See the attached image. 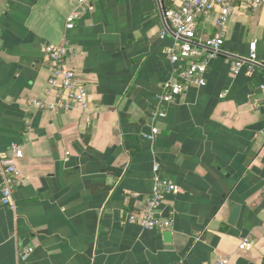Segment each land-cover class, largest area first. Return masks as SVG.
<instances>
[{"label":"crops","instance_id":"1","mask_svg":"<svg viewBox=\"0 0 264 264\" xmlns=\"http://www.w3.org/2000/svg\"><path fill=\"white\" fill-rule=\"evenodd\" d=\"M90 4L68 30L72 0H0V153L23 149L16 207L0 204V264H264L262 72L235 74L219 56L205 86L161 104L177 69L162 8L178 1ZM217 16L200 19L198 34H215ZM66 41L88 106L38 109L31 100L49 97L52 73L45 46ZM253 41L264 58V6L236 0L225 49L247 53ZM157 162L179 186L162 204L171 241L129 221L153 191Z\"/></svg>","mask_w":264,"mask_h":264},{"label":"built area","instance_id":"2","mask_svg":"<svg viewBox=\"0 0 264 264\" xmlns=\"http://www.w3.org/2000/svg\"><path fill=\"white\" fill-rule=\"evenodd\" d=\"M76 10L67 17L66 28L74 29L80 12L91 9L90 0H72ZM174 8L163 7L162 16L165 28L162 34H171L174 45L169 48L170 60L177 65L175 76L164 85L159 96L161 104H169L178 100L190 86H205L206 74L211 59L227 56L232 59V71L236 74L243 68L249 75L260 71L264 76V58L259 56L257 42L249 44L247 53L229 52L225 49V26L234 10L236 0H177ZM264 6V0H252V6ZM218 9L216 20L217 32L213 35L198 34V22ZM45 50L52 64L46 99L31 100L38 109H49L53 112L68 111L77 106L86 109L88 106V88L80 84L75 70L69 66L68 58L76 48L70 41L62 45H46ZM264 89V82L261 85ZM51 98V99H50ZM160 111L158 116H164ZM159 130L153 127L150 134L144 136L154 140ZM9 153H0V204L15 209L14 190L23 180L18 167V159L23 157V149L18 144H11ZM160 163L154 165L155 177L151 195L146 199L144 208L129 216V221L144 229H168L172 220L163 216L162 204L167 194L178 191L179 186L170 178L160 174ZM251 241L245 238L240 248L248 249ZM25 257V255H23ZM220 264H229L221 259Z\"/></svg>","mask_w":264,"mask_h":264},{"label":"water","instance_id":"3","mask_svg":"<svg viewBox=\"0 0 264 264\" xmlns=\"http://www.w3.org/2000/svg\"><path fill=\"white\" fill-rule=\"evenodd\" d=\"M164 238L166 241H171L172 239V232L170 230H165L163 232Z\"/></svg>","mask_w":264,"mask_h":264}]
</instances>
